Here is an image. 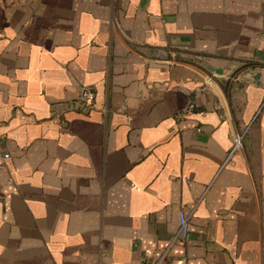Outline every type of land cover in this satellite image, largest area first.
Returning <instances> with one entry per match:
<instances>
[{
  "label": "crops",
  "instance_id": "0c3cea01",
  "mask_svg": "<svg viewBox=\"0 0 264 264\" xmlns=\"http://www.w3.org/2000/svg\"><path fill=\"white\" fill-rule=\"evenodd\" d=\"M262 50L264 0H0V264H264Z\"/></svg>",
  "mask_w": 264,
  "mask_h": 264
},
{
  "label": "built area",
  "instance_id": "2783aa9c",
  "mask_svg": "<svg viewBox=\"0 0 264 264\" xmlns=\"http://www.w3.org/2000/svg\"><path fill=\"white\" fill-rule=\"evenodd\" d=\"M200 90V89H199ZM95 98L94 91L90 87H82L79 90V94L76 98L77 109L80 111L87 110L93 106V101ZM195 109V103L193 101H189L188 104L182 109V114H186L192 112ZM243 145V133L235 132L232 135V146L230 148L227 159L231 157V155L242 148ZM4 159L9 157V154L3 155ZM189 235V218L184 211H180L179 213V226L178 230L173 238V240H181L185 241Z\"/></svg>",
  "mask_w": 264,
  "mask_h": 264
},
{
  "label": "water",
  "instance_id": "95a60500",
  "mask_svg": "<svg viewBox=\"0 0 264 264\" xmlns=\"http://www.w3.org/2000/svg\"><path fill=\"white\" fill-rule=\"evenodd\" d=\"M255 55L258 56L259 59L264 60V50L257 51ZM212 70L217 73L219 72L216 68H212ZM243 77L250 79L258 85L264 80V69L249 70L243 75Z\"/></svg>",
  "mask_w": 264,
  "mask_h": 264
}]
</instances>
